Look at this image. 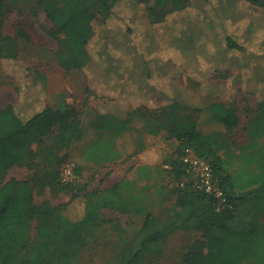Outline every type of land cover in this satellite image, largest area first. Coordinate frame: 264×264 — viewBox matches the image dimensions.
<instances>
[{"label":"rangeland","instance_id":"rangeland-1","mask_svg":"<svg viewBox=\"0 0 264 264\" xmlns=\"http://www.w3.org/2000/svg\"><path fill=\"white\" fill-rule=\"evenodd\" d=\"M0 1V33L16 37L18 52L16 60L0 61V107L18 102L20 83H27L29 92L44 88L48 103L55 108L67 103L77 111L82 134L70 145L81 146L80 155L85 134L90 149L89 156L77 158L70 152V145L62 146L58 137L33 142L28 148L34 153L27 151L23 160L7 171L4 181H29L37 204H64L73 195H82L68 211L72 220H78L88 197L95 191H105V186L122 177L119 149L128 155L127 160L131 155H136L139 162L144 158L151 160L153 166L158 164L165 171L163 185L154 192L126 189L131 185L122 188L121 197H117L121 209L103 210L105 222L92 227L87 244L71 264H125L133 256L135 264H185L190 245L201 237L193 216L210 207L211 202L193 196L184 203L177 154L169 150L166 139L174 131L192 128L217 132L219 153L233 171L246 167L240 154L251 142L250 133L255 138L254 146L264 153V131L258 120L264 80L255 83L264 72V46H258L264 37V7L252 6L245 0H216L227 32L247 45L246 50L240 51L228 49L223 38L205 39L194 45L192 34L184 42L180 38L182 30H203L193 19L199 13L189 7L157 22V16L164 11L157 6V0L142 4L121 0L107 19L95 11L92 62L85 69L68 70L60 60L65 35L56 32L42 8L34 12L38 0ZM21 25H25L29 39L20 36ZM150 44L158 49L149 57L130 53L136 46ZM114 60L124 62L129 69L125 73L116 70L108 76L93 64ZM162 63L169 65L167 77L159 74L160 77L149 78V69ZM242 71L255 73L256 78L245 79L243 86L234 80L235 74ZM30 72H36L35 76ZM222 108L239 117V123L231 130L221 118ZM99 123L110 131H97ZM103 138L106 144L100 142ZM69 161L77 166V183L65 184L60 179L61 169ZM93 161L101 163L92 165ZM153 183L157 185L156 181ZM163 187L167 192H162ZM148 214L153 216L149 225L145 221ZM156 230L161 233L153 236Z\"/></svg>","mask_w":264,"mask_h":264},{"label":"trees","instance_id":"trees-1","mask_svg":"<svg viewBox=\"0 0 264 264\" xmlns=\"http://www.w3.org/2000/svg\"><path fill=\"white\" fill-rule=\"evenodd\" d=\"M120 1L38 0V7L34 12L37 13L42 8L47 18L56 26V32L65 35L60 49L61 65L64 68H87L88 63L92 62L91 49L96 37L95 11L99 10L101 17L107 19ZM143 1L147 0H133L136 4H142ZM245 1L252 6L264 7V0ZM157 6L164 8L157 16V22L168 19L170 13L183 8L189 7L199 13L193 19L197 20L203 30H182L180 38L184 42H187L186 37L193 34L194 45L205 39L223 38L228 49H247L240 37L234 38L225 29L216 0H157ZM2 7L0 1V15ZM152 12L156 13L154 10ZM2 22L0 17V25ZM19 34L30 38L25 25L20 26ZM258 46H264L263 36ZM157 49L152 44L136 46L135 51L130 53L149 57ZM17 54L16 37L0 33V61L16 60ZM113 62L118 63V60L98 61L93 64L97 69L104 70L108 76H112L116 70L125 73L129 69L124 62L118 63L119 68H112ZM153 66L149 69V78L160 77L159 74L167 77L168 63ZM29 74L35 76L36 72ZM255 75L242 71L235 74L234 80L245 86V79H255ZM262 75L264 72L255 83L258 80L263 82ZM28 90L27 83H20L18 102L0 107V264H71L87 244L88 233L92 227L105 222L103 210L121 209L117 197H121L122 185H114L103 192L95 191L87 198L82 216L78 220H72L68 211L82 195L75 194L64 204H37L29 181L15 178L4 181L7 171L23 160L27 151L34 153L28 148L31 143L58 137L62 146H69L82 134L80 119L73 105L65 103L55 108L47 102V91L44 88L34 92ZM173 104L179 105L178 102ZM258 110V120L262 121L261 128L264 131V100L260 102ZM220 111L228 130L239 123L235 112L226 108ZM98 127L104 129L106 125L99 123ZM107 128L113 129L112 125H107ZM250 135V144L240 154L246 167L234 171L230 168L231 164L219 153L221 142L217 132L205 133L192 128L187 131H174L167 137L169 150L177 154L179 183L187 175L181 156L186 149L192 148L212 163L231 204L218 212L209 196L189 187H180L184 191V203L193 196L197 199L206 198L211 202L210 207L193 216L195 226L201 231V237L190 245L185 264H264V153L254 146L255 138L253 134ZM250 164L256 166L253 168ZM152 218V214H148L145 220L147 225ZM154 233L153 236H158L161 230ZM125 264H135V256Z\"/></svg>","mask_w":264,"mask_h":264},{"label":"built area","instance_id":"built-area-1","mask_svg":"<svg viewBox=\"0 0 264 264\" xmlns=\"http://www.w3.org/2000/svg\"><path fill=\"white\" fill-rule=\"evenodd\" d=\"M186 167V177L179 183L180 187H189L194 191L209 196L214 203L216 211L220 212L230 206L227 193L221 185L220 178L214 170L212 163L192 148H188L181 156ZM62 183H77L80 175L75 162H66L60 172Z\"/></svg>","mask_w":264,"mask_h":264},{"label":"crops","instance_id":"crops-1","mask_svg":"<svg viewBox=\"0 0 264 264\" xmlns=\"http://www.w3.org/2000/svg\"><path fill=\"white\" fill-rule=\"evenodd\" d=\"M111 65H112V68H116V67L119 68L118 63L113 62L111 63ZM52 106L54 107V105ZM96 130L99 132L102 131L103 134L108 133V131H110L108 129H103V128H98ZM105 141H106L105 138H103V141H100V142L102 144H106ZM87 142H89L88 137H86V135L84 134L82 137V144H81L82 145V152L80 153L81 156L79 155V152H80L79 149L81 148V146H78L77 144L70 145V152L74 154L77 158L79 156L82 158V156L84 157V155L85 156L88 155V151L90 149H88V147L86 146ZM119 151H120L119 160L122 161L121 164L119 165L121 170L123 171L122 177L115 180L113 184H109L105 186L106 189L111 188L114 185L121 184L122 188H126L128 185H131V187H127L126 189H132L133 192H154L155 189L159 187V185L161 186L163 185V176L165 175V171L161 169L160 167H158V164H155V166H153L154 163L151 162V160L150 161L146 160L145 158H144L145 161L143 160L139 162L136 158L137 157L136 155L134 156L131 155L130 158L127 160L128 155H126L125 151L122 150V148L121 150L119 149ZM98 152L103 153L101 149H99ZM103 157H107L106 152L103 153ZM104 162L105 161L103 160V163ZM97 163H101V162L93 161L92 165H95ZM126 175L128 177H126ZM158 180H162V182L158 183ZM153 181L154 182L156 181L157 185H155ZM140 183H143V184L140 185ZM150 183L151 185H149ZM133 185H135V187ZM165 190L166 188L163 187L162 192H167Z\"/></svg>","mask_w":264,"mask_h":264}]
</instances>
